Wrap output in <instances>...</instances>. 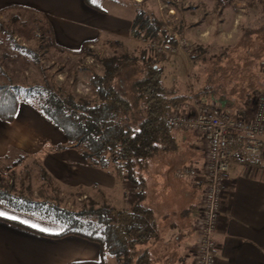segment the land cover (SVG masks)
Listing matches in <instances>:
<instances>
[{"label": "crops", "instance_id": "0c3cea01", "mask_svg": "<svg viewBox=\"0 0 264 264\" xmlns=\"http://www.w3.org/2000/svg\"><path fill=\"white\" fill-rule=\"evenodd\" d=\"M141 1L133 0L137 3L134 6ZM186 1L197 10L212 7L214 13H223L226 19L232 13L236 14V7L241 3L240 0H232L230 5L227 3L231 0ZM88 2L0 0V19L20 10L37 15L48 23L54 44L70 52L80 51L85 43L99 44L103 39L120 43L133 39L131 30L137 14L130 12L129 5H121V10L130 12L125 16L109 14ZM232 16L235 19L231 26H235L240 22L241 15ZM191 17L186 16L185 32L196 40V34L201 37L206 26H199V23L190 20ZM198 28L197 33L193 32ZM162 67L165 69L164 65ZM164 85L176 90L174 84L166 80ZM192 103L193 99H190L185 106ZM244 108L242 106L243 111ZM172 135L176 140V150L160 152L144 171L147 185L144 204L154 212L159 237L139 245L136 251L138 255L147 254L149 264H192V250L196 242L194 222L202 199L203 179L199 176L179 180L174 173L183 166L202 167L204 142L192 131L172 132ZM66 144L65 136L23 100L13 123L0 120V162L9 161L16 154L33 156L67 189L86 190L94 198L101 196L103 202L118 210L135 201L133 188L128 183L88 165L75 149ZM61 146L67 149L61 151ZM96 199L100 202L99 198ZM0 211L6 213L0 216L2 218L44 232L42 225L45 224L36 218L1 205ZM60 232L59 227L51 226L44 233L57 235ZM216 242L218 264H264V155L253 158L240 146L233 148ZM100 259L101 250L96 243L76 236L62 239L43 237L0 220V264H73L99 262ZM115 262L118 264L113 257H107V264Z\"/></svg>", "mask_w": 264, "mask_h": 264}, {"label": "trees", "instance_id": "16d2710c", "mask_svg": "<svg viewBox=\"0 0 264 264\" xmlns=\"http://www.w3.org/2000/svg\"><path fill=\"white\" fill-rule=\"evenodd\" d=\"M231 3L232 0L227 5ZM132 25L131 35L134 38L163 34L162 23L141 9ZM251 31L249 29V33ZM48 32L52 45L60 52L86 55L90 54V47L95 44L85 43L80 51L70 52L57 47L51 31ZM164 43L174 44L167 39ZM126 60L128 62L118 57L103 58L100 60L102 74L88 70L89 86L95 97L91 101L76 98L65 87L45 81L25 90L34 93L37 101H31V105L61 131L67 139V146L75 149L88 165L117 176L133 188L135 201L131 205L118 210L105 202L89 201L88 206L73 211L44 198L35 200L19 193L13 182L7 181L13 178L17 161L11 168L0 166V205L46 221L59 227L61 232L47 234L16 221L2 217L0 220L39 236L52 239L76 236L100 247L99 262L73 264H107L108 256L118 264H149L148 255H138L137 247L159 237L154 212L144 204L147 198L144 171L160 152L176 150V140L166 125V118L171 111L184 107L193 98L188 93L181 94L173 88H166L163 67L158 61L145 58L142 78L132 84V98L126 96L117 85L127 63L134 65L136 62L130 58ZM19 87L0 84V120L6 123H13L17 117L22 90ZM201 94L205 92L196 98H201ZM135 110L139 114L138 119L134 117ZM238 112L243 114L242 107L238 108ZM41 175L45 183L52 186L54 178L44 167L41 168ZM52 191L57 193L59 189L53 188ZM39 195L44 197V190Z\"/></svg>", "mask_w": 264, "mask_h": 264}, {"label": "rangeland", "instance_id": "374dc122", "mask_svg": "<svg viewBox=\"0 0 264 264\" xmlns=\"http://www.w3.org/2000/svg\"><path fill=\"white\" fill-rule=\"evenodd\" d=\"M88 1L114 15L127 16L131 11L137 14L141 9L162 23L163 34L140 38L131 35L133 39L122 43L103 39L99 44L91 45L90 54L73 55L60 52L52 45L48 32L50 28L45 19L22 10L15 14L8 13L0 19V84L20 86L24 90H21L20 101L30 105L37 98L25 88L42 81L47 84L54 83L58 87L63 86L76 98L91 101L95 97L89 86L88 70L102 74L101 59L118 57L128 62L126 59L130 58L137 63H127L117 87L132 98L131 86L142 78L141 70L145 58L158 61L160 67L165 66L163 82L166 80L174 84L177 92H185L194 97L205 92L200 96L202 100L218 102L229 114L241 115L237 110L242 106L254 108L252 98L264 83V0H240L236 14L232 13L237 17L241 15L240 22L235 26H231L235 16L231 15L226 19L222 16L223 13H214L212 7L197 10L186 0H164L161 3L158 0H142L136 6L134 4L137 3L133 0H96L95 3L93 0ZM121 5H129L130 12L121 10ZM189 15L192 16L191 21L199 23V26H206L201 37L196 34V40L185 32L186 16ZM249 29H252L250 33ZM196 30L199 28L193 32L197 33ZM171 32H177L188 40L195 50L194 53L186 56L181 53L180 56L171 58L164 54L159 58L151 43L158 41L161 45L164 39L170 41L168 36ZM133 105L136 107L134 102ZM31 106L38 111L35 106ZM134 114L135 119H138L137 110ZM65 146L60 150L67 149ZM16 161L18 165L13 170V178L7 181L13 182L16 190L25 196L35 200L44 198L73 211L88 206L89 201L97 202L96 198H99V204L103 203L101 196L94 198L86 190L67 189L55 179L52 186L47 185L41 175L43 166L33 156L16 154L15 158L0 162V166L11 168ZM53 188H58L59 192H53ZM43 190L44 197L39 195ZM42 222L45 224L42 225L44 232L55 226L46 221Z\"/></svg>", "mask_w": 264, "mask_h": 264}, {"label": "built area", "instance_id": "2783aa9c", "mask_svg": "<svg viewBox=\"0 0 264 264\" xmlns=\"http://www.w3.org/2000/svg\"><path fill=\"white\" fill-rule=\"evenodd\" d=\"M168 28L172 29L171 26ZM168 37L174 44L164 45L166 39L161 45L158 41L151 43L159 58L164 54L171 58L181 53L185 56L194 53L193 46L177 32H171ZM252 104L254 108H244V114L232 115L216 101L193 97L191 105L171 111L166 118V125L172 132L192 131L204 142L202 167L183 166L174 173L179 180L202 176L204 183L194 222L196 242L192 250V264H218L216 234L226 198L233 148L240 146L253 158L264 155V83L255 92Z\"/></svg>", "mask_w": 264, "mask_h": 264}, {"label": "snow or ice", "instance_id": "6c2138e0", "mask_svg": "<svg viewBox=\"0 0 264 264\" xmlns=\"http://www.w3.org/2000/svg\"><path fill=\"white\" fill-rule=\"evenodd\" d=\"M96 2V0H93V3H95ZM6 215V213H4L3 211H0V216H5Z\"/></svg>", "mask_w": 264, "mask_h": 264}]
</instances>
